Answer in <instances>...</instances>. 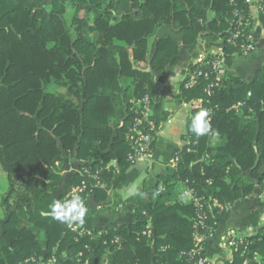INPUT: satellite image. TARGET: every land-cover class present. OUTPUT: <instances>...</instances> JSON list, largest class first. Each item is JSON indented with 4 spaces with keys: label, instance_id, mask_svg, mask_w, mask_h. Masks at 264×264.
<instances>
[{
    "label": "trees",
    "instance_id": "16d2710c",
    "mask_svg": "<svg viewBox=\"0 0 264 264\" xmlns=\"http://www.w3.org/2000/svg\"><path fill=\"white\" fill-rule=\"evenodd\" d=\"M42 1L0 0V163L8 177L0 264H22L30 257L72 264L62 258L66 248L85 250L90 264H103L105 257L107 264H190L198 208L180 200V193L191 188L201 198L207 226L201 231L211 232L224 215L216 202L230 204L253 193L255 180L263 188L264 70L250 81L210 72L187 86L192 72L206 70L190 64L180 85L181 101L201 99L192 116L207 110L211 131L197 137L189 131V119L183 155L155 184H142L128 225L96 228L88 217L82 225L93 234L83 236L62 227L49 214L61 178L56 162L64 152L85 160L63 200L86 180L80 194L86 207L92 198L108 201L109 190L122 185L135 163L138 100L158 98L156 75L166 72L183 45L223 39L222 53L206 55L205 62L255 45L249 38L254 28L250 2L53 0L47 11ZM103 206L115 210L109 202ZM250 221L257 233L234 250L227 264H264L258 210H251ZM147 225L153 226L154 239L141 234ZM116 235L120 242L111 244Z\"/></svg>",
    "mask_w": 264,
    "mask_h": 264
},
{
    "label": "crops",
    "instance_id": "0c3cea01",
    "mask_svg": "<svg viewBox=\"0 0 264 264\" xmlns=\"http://www.w3.org/2000/svg\"><path fill=\"white\" fill-rule=\"evenodd\" d=\"M251 14L254 19V28L252 37L255 42V49L248 55L241 52L224 55L221 57V67L223 72L234 76H239L244 80H252L257 72L264 70V11L258 8V1L252 0ZM251 4V3H250ZM224 40L207 41L198 39L195 43L183 45L180 52L173 57L166 66L164 74L156 75L159 85V96L153 102V117L160 124V130L157 135L155 151L152 158L138 159L129 167L126 178L118 188L109 190L108 201L91 199L87 206L85 218L92 220L96 228H118L123 224H130L134 219L137 208L136 192L142 184L146 182L153 185L157 182L158 176L167 172L168 166H174L176 159L183 155L184 147L188 143L187 126L192 116V109L201 102V99H193L189 102L181 101L180 85L189 73L190 64L196 62L198 58L205 55H218L222 53ZM147 68L146 70H149ZM147 160L149 166L144 174V180L140 187L136 189L135 194H122L121 191L137 182L143 173L141 168L136 166L138 161ZM85 160L74 157L64 152L62 159L56 162V169L61 175L56 183L57 188L54 191L55 199L61 200V196L71 183L74 175L81 170ZM110 164L115 165L113 160ZM256 181L253 193L236 200L234 203L221 204L215 203V206H223L224 215L220 218L215 233L211 239L206 241L205 254L209 261L214 264H227L233 259L234 250L224 247V238L228 234H236L241 239L257 233V226L250 221L251 210L256 209L260 213V224L264 223V193L261 184ZM162 187V185H160ZM187 189V188H186ZM185 190V189H184ZM63 200V199H62ZM116 201H120L116 204ZM110 203L115 208L114 211L104 210V204ZM62 227L67 225L58 221ZM67 257V261L76 264L74 256L70 258V251L62 253ZM74 255V252H72ZM255 260L262 261V256L255 253Z\"/></svg>",
    "mask_w": 264,
    "mask_h": 264
},
{
    "label": "built area",
    "instance_id": "2783aa9c",
    "mask_svg": "<svg viewBox=\"0 0 264 264\" xmlns=\"http://www.w3.org/2000/svg\"><path fill=\"white\" fill-rule=\"evenodd\" d=\"M248 2L253 3L252 0H247ZM258 8L262 9L264 11V0L258 1ZM239 35V32H236L233 35V38L229 39L230 42H234V39ZM252 39L253 37H249ZM254 49V44L250 43L246 47L242 48L241 51H251ZM206 56H200L196 63H200L201 65H204L206 70L200 69L196 70L191 73L190 78L188 80L187 86H192L197 82V79L199 76L204 75L205 77L209 76V73H215L217 75L221 71V64L219 61H204ZM222 73V72H221ZM210 92V91H209ZM138 112L139 115L135 118V123H134V129H133V136H134V141L136 145V152L131 155V158L134 160V162L138 159H143L147 158L150 155V145L154 139L153 136V131L156 129V120L154 119L152 115V108H153V102L149 96H145L138 100ZM242 103H239L238 105L240 106ZM208 119H210V116H208ZM178 162L179 159H176ZM175 161V162H176ZM174 162V163H175ZM91 177L97 178L96 174H89ZM100 183V181H97ZM163 187H160L162 189ZM87 189V181L82 180L81 183L76 184L72 186V188L67 192V198H70L73 193L80 195ZM263 193H264V180H263ZM180 200L182 201H193L195 205L198 208V217H197V222L195 224V233H194V240H195V246L189 251L188 255L190 258V264H214L213 262L209 261L206 254H205V247H206V241L212 238L214 235L215 231L211 232H202L201 229H205L206 223V213L204 210V207L201 202V198L197 196V194L194 192L193 189L187 188L182 194H180ZM220 206V205H218ZM223 208V206H220ZM74 230H78L79 235H92V229L83 226L80 223H74L72 226H70ZM99 234H102L103 231H99ZM141 234L150 238L154 239L155 238V233H154V228L153 226L147 225L142 231ZM247 240L246 239H241L239 236L236 234H228L224 238L223 245L224 247H229L233 250L238 249L241 245H243ZM108 241L105 240V243ZM111 244L114 243H119L120 242V237L115 236L113 239H111ZM70 258L71 256H74L76 264H90V258L86 254L85 250H79L74 255L71 254L69 255ZM103 261V264L108 263L107 257ZM64 260H67L68 258L63 256ZM22 264H56V258L51 257L48 260H39L36 257H30L25 260L24 263Z\"/></svg>",
    "mask_w": 264,
    "mask_h": 264
},
{
    "label": "clouds",
    "instance_id": "9594fccd",
    "mask_svg": "<svg viewBox=\"0 0 264 264\" xmlns=\"http://www.w3.org/2000/svg\"><path fill=\"white\" fill-rule=\"evenodd\" d=\"M189 131L197 137L208 134L211 131L207 110H200L191 117ZM131 194H135L133 189ZM50 215L54 220L67 225L73 223L83 224L87 214V207L80 195L73 193L69 199L55 200L50 204Z\"/></svg>",
    "mask_w": 264,
    "mask_h": 264
},
{
    "label": "rangeland",
    "instance_id": "374dc122",
    "mask_svg": "<svg viewBox=\"0 0 264 264\" xmlns=\"http://www.w3.org/2000/svg\"><path fill=\"white\" fill-rule=\"evenodd\" d=\"M42 1V0H41ZM52 1L53 0H43L42 2H39V5L41 6V7H43V8H45L47 11H51V3H52ZM61 1H64V0H61ZM89 6V5H88ZM92 8H94V7H92ZM93 16V15H92ZM251 37H252V35H250ZM249 36V37H250ZM254 49H255V45H254ZM253 49V50H254ZM253 50H251V51H253ZM251 51H247V52H245V51H241L240 50V52L241 53H243V55H248ZM202 56H204V54H202ZM206 56V55H205ZM213 57H215V55H213ZM219 63L220 64H222V62H221V59L219 58ZM221 69V71L219 72V74H223V73H225V72H223V70H222V67L220 68ZM222 72V73H221ZM152 115H153V108H152ZM157 122V121H156ZM156 129H157V125H156ZM156 129L154 130V131H156ZM159 130H160V127L158 128V130L156 131V136H154V134H153V136H154V139L153 140H156L157 139V135H158V133H159ZM156 138V139H155ZM153 152H150V155L151 156H148L149 158H152L153 157ZM176 161V160H175ZM174 161V162H175ZM149 161H147V160H142V161H138L137 163H136V166L137 167H139V168H141L140 170H141V172L143 173V176H141L140 178H139V180H137V182L135 183V184H132L129 188H128V191L127 190H123V191H121L122 192V194H124V195H127V194H131V192H132V190L134 189L135 191H136V189H138L139 187H140V185H141V183L143 182V180H144V174H145V172L147 171V169H148V166H149ZM177 161L175 162V163H173V165L174 166H176L177 165ZM173 167V166H172ZM7 188H8V177H7V174H6V172L3 170V168H2V166H1V163H0V218H3L4 217V211H3V208H2V197H3V195H4V193L6 192V190H7ZM186 190V189H185ZM185 190H183L180 194H182ZM71 253V252H70Z\"/></svg>",
    "mask_w": 264,
    "mask_h": 264
}]
</instances>
